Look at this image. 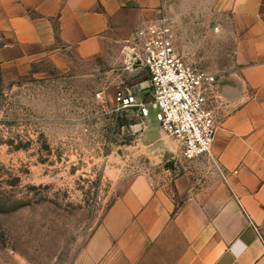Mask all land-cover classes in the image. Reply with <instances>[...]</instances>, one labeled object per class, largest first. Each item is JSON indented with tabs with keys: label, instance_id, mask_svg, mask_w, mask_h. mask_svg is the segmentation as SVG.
I'll list each match as a JSON object with an SVG mask.
<instances>
[{
	"label": "rangeland",
	"instance_id": "374dc122",
	"mask_svg": "<svg viewBox=\"0 0 264 264\" xmlns=\"http://www.w3.org/2000/svg\"><path fill=\"white\" fill-rule=\"evenodd\" d=\"M219 2L167 0L156 19L115 30L91 55L62 47L59 58L0 75V264H74L134 178L170 192L180 177L204 176L210 158L186 160L157 110L117 111L115 95L152 94L137 34L162 17L187 62L218 78L234 69Z\"/></svg>",
	"mask_w": 264,
	"mask_h": 264
},
{
	"label": "crops",
	"instance_id": "0c3cea01",
	"mask_svg": "<svg viewBox=\"0 0 264 264\" xmlns=\"http://www.w3.org/2000/svg\"><path fill=\"white\" fill-rule=\"evenodd\" d=\"M166 1L0 0V75L59 58L62 47L91 55L115 30L156 19ZM219 7L235 67L218 78L208 171L170 192L134 178L74 264H264V0Z\"/></svg>",
	"mask_w": 264,
	"mask_h": 264
},
{
	"label": "built area",
	"instance_id": "2783aa9c",
	"mask_svg": "<svg viewBox=\"0 0 264 264\" xmlns=\"http://www.w3.org/2000/svg\"><path fill=\"white\" fill-rule=\"evenodd\" d=\"M174 28L173 20L162 17L137 34L139 60L149 74L151 101L123 89L116 93L115 104L117 111L136 110L141 119L150 116L151 106L157 110V122L178 142L186 160L211 158L221 107L218 77L177 53Z\"/></svg>",
	"mask_w": 264,
	"mask_h": 264
}]
</instances>
